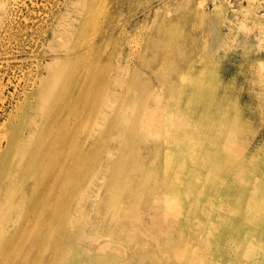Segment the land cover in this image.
Instances as JSON below:
<instances>
[{"label": "rangeland", "instance_id": "1", "mask_svg": "<svg viewBox=\"0 0 264 264\" xmlns=\"http://www.w3.org/2000/svg\"><path fill=\"white\" fill-rule=\"evenodd\" d=\"M3 2L7 0H0V23L1 20L4 22L0 35V125L7 117L20 116L21 110L33 100L36 105L34 91L37 93L41 78L47 74L50 55L54 52L69 54L74 50L76 37H62L61 28L74 23L77 12L91 16L92 7L97 8L96 15L91 16L86 37L92 36L95 29L102 32L113 24L126 23L124 33L120 31L119 42L101 44L81 62L83 68L75 70L76 62L68 60V71L75 73L77 78L76 93L86 91L91 94L96 86L100 95L95 111H91L86 103L87 108L81 114L77 111L78 118L73 121L76 141L86 144V149L80 148L82 156L91 153V144L103 139L113 122L124 123L130 128L132 123L143 121L144 127L140 125L135 133L144 150L163 141L164 128L160 119L167 110L163 108L164 103L160 105L158 101H163L170 91L168 80L163 82L160 70H154L155 62L164 65L170 58L168 64L180 59L199 65L206 63L213 70L220 69L225 81L240 85L243 78L253 72L264 73V0H124L119 7L108 4L107 0H17L8 13L1 7ZM159 32L163 34L158 36ZM167 32L179 37L180 42L176 48L162 50L168 42ZM181 34L190 37L187 45L181 42ZM123 37L126 42L130 39L127 44L130 43L131 50L127 46L122 50ZM58 41L65 45L62 49L57 48ZM147 45L158 49L146 51ZM142 55L151 66L139 64ZM103 66L110 68L106 79L92 85L91 76L102 75L99 68ZM135 66L138 67V78L151 88L139 103L127 99V94L137 98L138 89L125 84V80L132 78ZM64 75L62 72L60 82L52 87V98L58 94L60 84H64ZM170 75L174 74H166ZM262 86L260 90L264 89ZM240 99L247 101L245 93ZM50 101H47V107ZM118 136L111 132L105 139L107 145H101V148L105 155L110 152L116 159L120 154L123 160L133 149L123 139L118 140ZM156 156H148V165H144L150 167ZM158 159L165 165L167 158L164 155ZM91 165L85 160L79 164L73 175L77 191L68 196L67 202L60 201L50 211L44 210L41 217L39 215L40 223L24 225L21 208L11 214V224L2 233L5 242L0 243V264H150L152 256L157 255L162 259L156 264H260L264 259L262 247L255 246L254 240L249 238H253L252 233L241 237L240 246L225 240L210 242L208 232L198 229L201 228L198 217L192 215L189 218L191 224H183L185 222L180 219L186 218L188 211L185 213L181 209L179 216L163 222L164 233L158 243L153 242L152 236L144 230L150 223V211H141V222L137 223L142 226L130 218L132 210L127 208L136 206L135 195L116 205L112 220L103 222L106 204L112 202L115 195L84 191L92 183L103 190L104 172L115 166L106 164L103 167L101 160ZM137 168L146 167L138 165ZM140 180L143 179L138 177L135 183ZM40 183L38 179V186L32 188L38 190ZM117 186L111 183L112 192ZM34 196L31 194L32 198L26 204H31ZM155 199L170 206L178 202L175 195L165 193ZM199 199L196 197L193 202ZM211 211L207 210L208 218L202 217L203 221L209 222L211 217L217 219ZM125 213L129 218L122 219ZM99 223L105 229H100ZM249 224L255 227L254 233L262 231L257 229L261 225L259 221ZM117 228L120 230L113 231ZM9 242L11 246L6 245ZM251 252L256 259H252ZM172 254L173 258H168Z\"/></svg>", "mask_w": 264, "mask_h": 264}, {"label": "bare ground", "instance_id": "2", "mask_svg": "<svg viewBox=\"0 0 264 264\" xmlns=\"http://www.w3.org/2000/svg\"><path fill=\"white\" fill-rule=\"evenodd\" d=\"M123 1L107 0L108 4L116 7ZM16 2L7 0L1 7H5L8 13ZM90 12L91 16H95L97 8L93 6ZM91 16L77 12L75 22L61 28L62 37H76L74 50L69 54L54 52L50 55V61L46 64L47 74L41 78L37 93L34 91L36 105L33 100L21 110L20 116L7 117L0 125V243L5 242L2 233L11 224L10 216L17 208L23 210L24 225L40 223L39 215L41 217L44 210L50 211L54 204L66 201L77 191L73 175L79 164L85 160L95 165L101 160L103 167L108 164L115 168L104 172L103 190L92 183L84 193L115 195L113 201L106 204L103 222L112 220L116 205L135 195L138 200L136 206L127 208L132 210L130 218L139 224L141 211H150V223L144 230L152 236L153 242L158 243L163 235V222L179 216L181 209L185 213L188 211L186 218L180 219L185 222L183 224L190 225L192 215L198 217L197 223L201 224L198 229L208 232L210 242L225 240L240 246L241 237L252 233L253 238H249L264 251V89L260 90L264 84V73L257 75L253 72L244 77L240 85L225 81L220 69L213 70L206 63L199 65L180 59L168 64L170 58L166 59L164 65L155 62L154 70H160L163 82L168 80L167 89L170 91L163 101H158L160 105L164 103L163 108L167 110L160 119L164 128L163 141L156 147L144 150L135 133L140 125L144 127L143 121L132 123L130 128L124 123L113 122L106 129L103 139L91 144V153L82 156L80 148L86 149V144L76 141L73 121L76 120L77 111L81 114L87 108L86 103L91 111L97 109L100 95L95 85L104 82L110 68L103 66L99 68L102 75L91 76L90 82L95 86L91 94L86 91L76 93L77 78L75 73L68 71V60L76 62L75 70L83 68L81 62L88 59L90 52L96 51L103 43L119 42L120 31L124 33L123 27L126 26V23L113 24L102 32L95 29L88 40L86 34L89 33L87 28ZM3 23L1 20L0 35ZM161 34L159 32L157 35ZM166 38L168 42L164 48L162 46V50L176 48L177 42H180L179 37L170 32H167ZM180 38L183 45L189 43L187 34H181ZM86 39L88 42H85ZM127 42L124 41L122 50L126 46L131 50ZM60 43L58 41L56 46L62 49L65 45ZM135 43L138 45L139 41ZM152 47L147 45L145 49L152 52L158 49ZM138 62L142 66H151L143 55ZM136 68L125 84L126 87L138 89L137 98L127 94V99L139 103L151 88L138 78ZM62 72L65 74L64 84H60L58 94L52 98V87L60 82ZM167 73L174 75L166 76ZM243 93L246 102L240 99ZM49 99L51 101L47 107ZM111 132L117 133L118 140L123 139L133 149L123 160L120 154L114 159L112 153L105 155L102 151L101 145H107L105 139L109 138ZM151 154L157 155L156 160L147 167L145 165H148L147 159ZM161 155L167 158L165 165L158 159ZM138 165L146 168H137ZM138 177L143 180L135 183ZM37 178L41 182L38 190L32 188L38 186ZM111 183L118 184L113 192ZM164 193L175 195L178 202L170 206L155 199ZM256 193L262 197L259 198ZM31 194L35 195L33 201L26 204L32 198ZM196 197L200 198L199 201L193 202ZM206 209L212 210L210 214L217 216V219L211 217L209 222L203 221L202 217L208 218ZM121 218L129 217L125 213ZM249 221H259L261 225L257 229L262 231L254 233L255 227H250ZM139 225L142 226V223ZM99 228L105 229L102 225ZM215 231L218 233L215 234ZM6 245L11 246V243ZM251 255L252 259H256L254 253ZM168 258H173V254ZM161 259L160 255L152 256L150 264H156ZM261 263L264 264V259Z\"/></svg>", "mask_w": 264, "mask_h": 264}]
</instances>
